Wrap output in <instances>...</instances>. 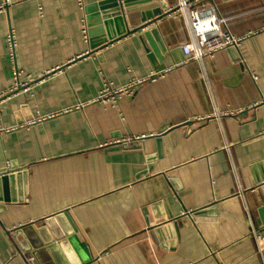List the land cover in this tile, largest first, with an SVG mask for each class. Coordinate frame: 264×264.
Wrapping results in <instances>:
<instances>
[{
    "label": "crops",
    "instance_id": "obj_1",
    "mask_svg": "<svg viewBox=\"0 0 264 264\" xmlns=\"http://www.w3.org/2000/svg\"><path fill=\"white\" fill-rule=\"evenodd\" d=\"M178 1L91 50L98 0H0V94L21 86L0 102V264H29L27 225L56 264H264V0H188L244 37L202 66Z\"/></svg>",
    "mask_w": 264,
    "mask_h": 264
},
{
    "label": "built area",
    "instance_id": "obj_2",
    "mask_svg": "<svg viewBox=\"0 0 264 264\" xmlns=\"http://www.w3.org/2000/svg\"><path fill=\"white\" fill-rule=\"evenodd\" d=\"M176 12L183 16L189 36L188 42L181 46L184 62H197L202 66L205 58L211 57L214 53L224 49H237L244 39V37H235L228 29L226 19L218 17L212 7H202L200 10H193L189 8L188 0H179L177 8L172 11V13ZM14 47V38L9 35L7 48L11 59H13ZM161 74L162 72H155L143 79L130 80L126 85L119 88L106 86L94 102L115 104L121 97L131 96L138 86L154 81ZM16 75L18 76L17 72ZM254 79L256 78L254 77ZM20 87L17 83L7 93H13ZM7 93L0 94V102ZM262 102H264V99ZM27 262L32 264L33 258H28Z\"/></svg>",
    "mask_w": 264,
    "mask_h": 264
},
{
    "label": "water",
    "instance_id": "obj_3",
    "mask_svg": "<svg viewBox=\"0 0 264 264\" xmlns=\"http://www.w3.org/2000/svg\"><path fill=\"white\" fill-rule=\"evenodd\" d=\"M156 1L159 2L162 9H165V5L163 4L162 0ZM150 3V0H98L96 8L98 7L99 11L102 13L101 20L103 23L102 27L88 30L91 50L107 45L122 35L129 33H118V35L113 33L110 29V26L113 23L112 19L115 22H123L124 14H129L130 12L136 11L137 9L135 7L138 5H145L142 6V11L150 9L154 10V5H151ZM156 16L157 18H155ZM161 17L160 9L154 10L153 14H149V12L145 13V15L142 16V22L145 23L146 20H148L149 23L144 24V26L141 28L147 27L148 25L154 23L157 19H161ZM87 19L89 20L88 17ZM88 29H90V25H88ZM103 34L106 36H103ZM2 180L5 181V178ZM34 231L35 229L32 225L23 226L18 229V232L22 233L28 240V249L26 251L30 254V257L33 258L36 264H56L52 252V249L56 248V245H50L51 242H43Z\"/></svg>",
    "mask_w": 264,
    "mask_h": 264
}]
</instances>
